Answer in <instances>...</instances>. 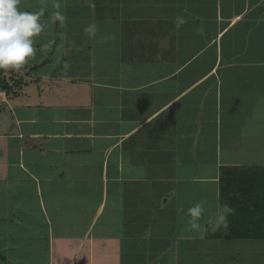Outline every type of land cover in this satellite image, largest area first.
<instances>
[{
    "label": "crops",
    "instance_id": "0c3cea01",
    "mask_svg": "<svg viewBox=\"0 0 264 264\" xmlns=\"http://www.w3.org/2000/svg\"><path fill=\"white\" fill-rule=\"evenodd\" d=\"M80 2L0 93V264H264V0Z\"/></svg>",
    "mask_w": 264,
    "mask_h": 264
},
{
    "label": "clouds",
    "instance_id": "9594fccd",
    "mask_svg": "<svg viewBox=\"0 0 264 264\" xmlns=\"http://www.w3.org/2000/svg\"><path fill=\"white\" fill-rule=\"evenodd\" d=\"M20 2L21 0H0V70L13 72L21 70L31 58L35 57L37 50L34 47V38L44 30V25L40 22V14L21 11ZM54 15L58 21L65 20L64 15L59 11ZM85 31L94 35L97 31L96 25H90ZM203 211L201 204L189 209L191 230L201 229L199 220ZM233 211L228 205H223L216 226H226L227 215Z\"/></svg>",
    "mask_w": 264,
    "mask_h": 264
},
{
    "label": "rangeland",
    "instance_id": "374dc122",
    "mask_svg": "<svg viewBox=\"0 0 264 264\" xmlns=\"http://www.w3.org/2000/svg\"><path fill=\"white\" fill-rule=\"evenodd\" d=\"M65 2H71L70 9H72V13L75 14V9H77V12H81V11H82V13L84 12V9L82 8L83 6L81 5L80 0H21L20 5H19V8L21 11H29V12H36V13H39L41 11L39 13L40 14V22L44 25V30L39 34V36L34 38V40H35L34 47L36 48V46L39 44V47L36 48L37 51H36V55L34 57L35 60H37L38 55H40L41 53H43L45 51L44 47L47 43H49L48 42L50 40L49 36L57 34V32L60 31V28L66 27L67 24L63 23V21L61 22V21L56 20L55 15H54L57 11H59L60 13L62 12L64 17H68L66 15V14H68L67 11H65L63 13V10H64L63 8L68 7V4ZM75 2H79V4L75 3ZM57 5H59L58 8H57ZM42 7L45 10V12H43L41 10ZM46 11H48L50 14H52L54 16L51 17V15H46ZM71 16H73V15H71ZM83 24L84 23H81V25H77V26L75 25L72 28V30L78 31L81 29V32H83L84 31L83 29L85 27V26H83ZM61 43H62V40L57 39L55 44L60 46ZM41 44H42V46H41ZM38 68H40V67H38ZM259 87H260L259 89H261V86H259ZM6 102H7V99H6L5 95L3 96V94H0V108L2 107L3 104H6ZM2 109L3 108H1L0 110H2ZM4 112L6 113V110ZM0 131H1V129H0ZM249 154H251V153L249 152ZM255 161H258V163H261V164L264 163V160H262V154L261 153L258 152L256 154ZM252 171H254V170H252ZM257 172H258L257 174H259V177L257 176L258 178L254 179V180H256L255 182H258V185H259V183H260L259 178H261V176L264 177V168L262 169L260 167V169H258ZM261 181H263V180H261ZM261 185H264V184L262 183ZM239 221H241V219H239Z\"/></svg>",
    "mask_w": 264,
    "mask_h": 264
},
{
    "label": "trees",
    "instance_id": "16d2710c",
    "mask_svg": "<svg viewBox=\"0 0 264 264\" xmlns=\"http://www.w3.org/2000/svg\"><path fill=\"white\" fill-rule=\"evenodd\" d=\"M17 72L0 70V93L9 95L13 89L19 87L20 79Z\"/></svg>",
    "mask_w": 264,
    "mask_h": 264
}]
</instances>
